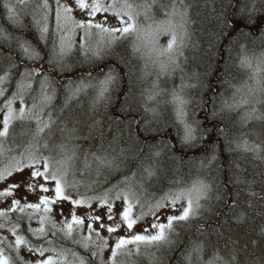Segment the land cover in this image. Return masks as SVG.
<instances>
[{
	"label": "snow or ice",
	"instance_id": "1",
	"mask_svg": "<svg viewBox=\"0 0 264 264\" xmlns=\"http://www.w3.org/2000/svg\"><path fill=\"white\" fill-rule=\"evenodd\" d=\"M3 8L7 26L0 24V157L20 150L0 169V182L6 185L0 190V230L13 238L9 241L0 235V264H128L130 260L135 264L132 258L149 250H155L152 264H162L156 253L183 245L173 237H179L178 229L187 231L204 210L202 202L208 199L211 186L199 172L194 175L190 169L171 179L167 189H158L147 183L157 177V151L141 159L137 170L102 188L100 194L95 188L99 181H91L88 188L93 195L77 191L73 196L70 193L81 183L78 175H91L93 165L98 177L104 170L120 172L123 161L107 153H82L73 142L78 139L77 130L67 125L59 128V144L50 146V141L59 120V114L54 118L58 90L65 94L60 113L88 89L96 94L94 103L105 99L124 72L120 62H105L118 45L131 43L133 54L144 61L146 73L152 66L157 79L148 100L169 95L159 88V81L182 72L180 57L189 38L184 0H5ZM157 10L162 19H157ZM220 23V36L226 43L239 35H253V28L264 23V0H226ZM260 34L264 36V31ZM161 36L168 37L165 45L157 44ZM228 51L231 54V43ZM77 52L85 61L91 60L95 74L70 75L66 61ZM239 67L250 72L251 83L234 87L232 97L222 100L219 110L238 113L241 126L252 120L264 121V59L250 55L246 45H241ZM183 88V82L179 89L173 88L166 103L173 106L177 121L183 125L181 145L192 146L199 125L194 128L186 122L188 101ZM17 101L19 106L15 107ZM212 115L215 117L216 111ZM17 126L21 137L29 136L22 145H15ZM167 135L171 143V132ZM9 139L14 147L8 146ZM199 139L203 151L212 149L211 164L217 159L218 145L202 134ZM234 143L230 150L264 160V144L248 139ZM25 172L26 180L8 183L14 175ZM21 188L24 202L16 198L9 201ZM150 188L156 190L150 192ZM29 194L37 196V202H29ZM64 202L71 206L68 215ZM85 207L88 211L78 215L77 209ZM34 218L39 227H32ZM140 226L143 230L137 231ZM195 235L202 236L203 230L197 229ZM22 251L29 258L21 255ZM240 251L244 250L234 246L226 259L210 241L190 237L181 256L184 264H253L246 256L242 261ZM173 259L167 257L168 264Z\"/></svg>",
	"mask_w": 264,
	"mask_h": 264
},
{
	"label": "trees",
	"instance_id": "2",
	"mask_svg": "<svg viewBox=\"0 0 264 264\" xmlns=\"http://www.w3.org/2000/svg\"><path fill=\"white\" fill-rule=\"evenodd\" d=\"M161 2L169 3L170 0ZM4 3L5 0H0V24L7 26V21L3 19ZM184 3L187 5L189 38L180 57L182 72L177 71L167 78L160 77L159 81V88L169 95L158 96L155 101L148 100L157 79L152 66L147 69V73L151 74H147L144 61L133 54L131 43L118 45L105 62H120L124 72L105 99L94 103L96 94L88 89L69 101L68 107L60 113L65 94L63 89L58 90L54 118L59 114V120L58 126L53 129L50 146L61 142L59 128L67 125V128L77 130L78 139L73 142L82 153H107L123 161L120 172L109 174L108 170H104L98 177L93 165L91 175H78L76 179L81 183L78 190L70 193L73 196L77 195V191L80 195H93L88 188L91 181H99L95 188L96 194H100L102 188L116 183L121 175L137 170L141 159L157 151L160 152L156 158L158 178L153 177L148 184L167 189L171 179L188 173L190 169L194 175L199 172L211 186L208 199L202 202L204 210L187 231L178 229L179 237H173V240L183 241V245H174L171 250L166 248L156 253L162 257V264H168L169 256L174 257L171 264H184L181 251L190 237L210 241L219 247L226 259L235 246L237 250H244L240 251L242 261L246 256L253 264H264V160L230 150V144L234 149V142L239 139L264 144V121L252 120L241 126L238 113L219 110L221 101L232 97L234 87L251 83L250 72L239 67L240 46L246 45L250 55L264 59L261 55L264 54V36L260 34L264 31V23L253 28V35H239L234 42L226 43L220 36V16L226 0H184ZM156 17L163 18L158 10ZM27 35L31 39V35ZM229 43L232 45L231 54ZM66 63L73 77L88 72L95 74L91 60L85 61L82 53L70 56ZM182 82L183 95L188 101L186 122L194 128L199 125L197 140L192 146L181 145L183 125L177 121L173 106L166 103L171 99L172 89H179ZM213 111L217 113L215 117ZM213 125H218V128ZM20 131L17 126L15 133ZM169 131L172 134L171 143L167 135ZM201 134L218 145L215 152L217 159L211 164L208 160L211 159L212 149L209 147L207 152L202 150ZM64 135L66 138L67 133ZM28 138V135L20 137L21 143L24 144ZM202 163L204 167H201ZM155 190L149 189L150 192ZM197 229L203 230L202 236L196 237ZM132 260L135 264H152V260L140 262L139 257Z\"/></svg>",
	"mask_w": 264,
	"mask_h": 264
},
{
	"label": "rangeland",
	"instance_id": "3",
	"mask_svg": "<svg viewBox=\"0 0 264 264\" xmlns=\"http://www.w3.org/2000/svg\"><path fill=\"white\" fill-rule=\"evenodd\" d=\"M136 2L139 3L140 1H136ZM141 23H143V20H141ZM167 39H168L167 36H161V37H159V40H158L157 44L158 45H165L167 43ZM18 106H19V102L17 101V104L15 105V107H18ZM2 115L3 114L0 113V119H2ZM20 132L15 135V145H22L21 139H20V137H21L20 136ZM8 146L9 147H14L13 141L11 139H9V141H8ZM19 150H20L19 148H16V150L13 153H10V154L6 153L5 156L0 157V169H2L8 163V157L10 155L18 154ZM27 175H28L27 172H25L23 175L16 174V175H14L13 178H10L8 180V183H15V182H19V181H22V180H26L27 179ZM4 187H6V185L3 182H0V190H2ZM24 195H25L24 189L21 188L20 190H18L15 193L14 197H9L8 200L10 201L11 199L16 198V199H21L22 203H23L24 201H23L22 197ZM37 200H38V197L35 196L34 194H29L28 195V201L29 202H33L34 203V202H37ZM93 203H94V206H95V202H93ZM2 207H3V204L0 203V208H2ZM56 207L58 208V207H60V205H57ZM63 207L65 209V215H68L69 209L71 207L70 204L68 202H64ZM86 211H88V209L86 207L83 208V209H77V214L78 215H82ZM32 227H39V224L37 223L35 218L32 220ZM142 230H143L142 226L137 228V231H142ZM0 235L6 236L9 241H12V239H13L11 234L9 232H7L6 230H0ZM152 254H153V252L150 251V250L148 252L142 253L139 256L140 262L147 261V260H149V261L152 260ZM21 255H23L25 258H29L28 257V253L26 251H22ZM105 255L107 256V252H106ZM32 258L34 259L35 257H32ZM134 258H136V257H133V259ZM128 264H132V261L128 262Z\"/></svg>",
	"mask_w": 264,
	"mask_h": 264
},
{
	"label": "flooded vegetation",
	"instance_id": "4",
	"mask_svg": "<svg viewBox=\"0 0 264 264\" xmlns=\"http://www.w3.org/2000/svg\"><path fill=\"white\" fill-rule=\"evenodd\" d=\"M129 262H131V260Z\"/></svg>",
	"mask_w": 264,
	"mask_h": 264
}]
</instances>
